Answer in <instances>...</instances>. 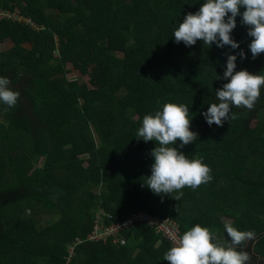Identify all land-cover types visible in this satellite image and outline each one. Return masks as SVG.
Masks as SVG:
<instances>
[{"label":"trees","instance_id":"16d2710c","mask_svg":"<svg viewBox=\"0 0 264 264\" xmlns=\"http://www.w3.org/2000/svg\"><path fill=\"white\" fill-rule=\"evenodd\" d=\"M203 2L0 0L37 26L0 20V44L12 43L0 51V77L20 93L14 107L0 102V264H169L172 243L142 220L119 229L116 243L88 238L95 223L140 213L174 220L180 235L200 224L221 241L228 220L255 232L253 251L264 257V86L253 110L233 108L223 126L203 115L228 82L226 54L237 55L236 71L264 75V53L252 58L239 15L236 49L176 43L174 30ZM67 66L79 76L95 66L98 87L69 81ZM169 102L189 107L198 134L173 147L202 157L213 177L185 186L179 201L143 184L156 142L135 137L143 116Z\"/></svg>","mask_w":264,"mask_h":264},{"label":"clouds","instance_id":"9594fccd","mask_svg":"<svg viewBox=\"0 0 264 264\" xmlns=\"http://www.w3.org/2000/svg\"><path fill=\"white\" fill-rule=\"evenodd\" d=\"M241 8L244 9L242 13ZM238 15L241 23L249 26L248 35L252 40L248 47L255 59L264 53V0H204L200 8L195 13L189 12L174 30L175 42L192 46L201 40L209 47L215 43L220 48L227 45L236 49L239 43L232 38L231 32L236 27ZM226 55L223 77L228 82L215 92L219 103L210 104L203 113L210 126L213 123L223 126L224 121L235 119L237 114L233 108L253 110L264 86V75L246 69L236 71L237 55ZM239 55L241 59L245 58L243 50ZM10 83L9 78L0 77V102L9 108L17 104L20 96L18 91L11 89ZM189 112L185 104L165 103L160 110L143 116L135 136L144 142H156L151 149L154 157L151 175L143 184L154 194L171 196L175 192L177 194L171 197L178 201L183 196L180 190L185 186L195 190L213 178L202 157L190 159L173 147L177 140L183 148L198 139V134L190 130ZM224 230L230 239L221 241L208 227L196 224L173 239V246L165 252L163 259L169 264H249L251 256L243 248L255 238V232L238 230L231 222H225ZM105 240L116 243L118 235ZM68 253L72 255V246Z\"/></svg>","mask_w":264,"mask_h":264},{"label":"built area","instance_id":"2783aa9c","mask_svg":"<svg viewBox=\"0 0 264 264\" xmlns=\"http://www.w3.org/2000/svg\"><path fill=\"white\" fill-rule=\"evenodd\" d=\"M20 17L21 16L18 15V12H16V13L14 12L11 14V13L0 10V20L3 18H7V19L10 18V19L16 20L18 22H21V21H19ZM22 19H23V21H22L23 24H28L34 29L37 28V26L33 23V21L30 18H22ZM143 215H145V213H140L137 216H133L131 219H128V220L126 219L122 222H117L115 224H111L105 228L98 225L97 226L98 228L96 227L95 229H93V232L90 235V239L97 241L100 239H107L108 237H117L119 229H123V228L129 226V224L131 225L133 222L132 219L135 221L136 220H142L144 218ZM146 215H147L148 219L146 218V219H143L142 221H145L150 225H154L155 232L161 233L164 236V238L169 240L173 245V239L180 235V229H179V226L177 225V223L175 221H173L172 219H168V218L160 219L157 216H151L148 214H146ZM97 229L102 230V232L101 233L97 232L96 231Z\"/></svg>","mask_w":264,"mask_h":264},{"label":"rangeland","instance_id":"374dc122","mask_svg":"<svg viewBox=\"0 0 264 264\" xmlns=\"http://www.w3.org/2000/svg\"><path fill=\"white\" fill-rule=\"evenodd\" d=\"M17 12V10L15 9V13ZM19 21H21L20 23H22L23 19L20 17L19 18ZM12 46V43L10 40H5L3 41L1 44H0V51H4V50H7L8 48H10ZM67 70H68V74H67V79L69 81H77L79 84H85L87 86L88 89H96L98 86L97 84L93 81V78L95 77V75L97 74V71H96V67L95 66H88L87 67V73L85 76H79L77 72H75L74 70H72V68L70 66H67ZM41 162V160H39V163ZM37 166L39 167V164H37ZM87 164L85 163L83 165L84 168H86ZM143 219H148L147 215H143ZM132 218V217H131ZM131 218H128V219H131ZM127 219V220H128ZM142 219V220H143ZM132 221L134 222L135 220L132 219ZM132 222V223H133ZM226 222H229L228 220H226ZM98 226L97 223L94 224V229ZM130 226V224H129ZM98 228V227H97ZM97 232H102V230H99L97 229L96 230ZM162 236V235H161ZM164 237V236H162ZM256 238H254L252 241H249L247 242V244L244 246L243 250L249 252L250 256H251V261L254 260V253L252 252V249L254 247V244L256 242L255 240ZM103 242H105L106 240L103 239L102 240ZM121 242V241H120ZM238 250H240L238 248ZM138 255V252L135 253V256Z\"/></svg>","mask_w":264,"mask_h":264},{"label":"crops","instance_id":"0c3cea01","mask_svg":"<svg viewBox=\"0 0 264 264\" xmlns=\"http://www.w3.org/2000/svg\"><path fill=\"white\" fill-rule=\"evenodd\" d=\"M252 252L254 253L253 249ZM254 260L250 261L249 264H264V257H257L254 253Z\"/></svg>","mask_w":264,"mask_h":264}]
</instances>
